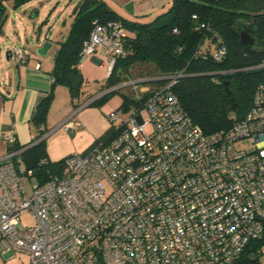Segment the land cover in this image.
Returning <instances> with one entry per match:
<instances>
[{"label":"built area","instance_id":"1","mask_svg":"<svg viewBox=\"0 0 264 264\" xmlns=\"http://www.w3.org/2000/svg\"><path fill=\"white\" fill-rule=\"evenodd\" d=\"M123 37L119 22H95L79 65L102 48L109 76L124 56ZM198 52L220 60L226 50L204 41ZM29 53L10 49L18 64ZM180 76L154 89L129 80L75 99L72 116L114 90L129 88L136 101L148 94L141 106L107 115L116 137L66 156L62 174L43 185L13 160L20 150L2 157L0 256L24 253L28 264H239L264 233V85L244 115L229 114L228 129L204 134L172 92ZM4 140L16 142L12 134ZM26 212L33 226L20 225Z\"/></svg>","mask_w":264,"mask_h":264},{"label":"trees","instance_id":"2","mask_svg":"<svg viewBox=\"0 0 264 264\" xmlns=\"http://www.w3.org/2000/svg\"><path fill=\"white\" fill-rule=\"evenodd\" d=\"M30 1L0 0V34L7 20L5 3L16 10ZM73 15L70 31L53 56L52 86L38 99L29 119L35 133L31 146L21 147L16 142L7 145L9 153L20 150L13 160L21 161L40 185L63 171V160L51 162L45 140L41 139L54 88L64 86L73 105L75 99L82 100L85 80L79 69V53L95 22H119L124 30V56L115 61L102 88L146 80L143 84L154 89L166 83L164 77L182 73L171 87L172 92L204 134L228 129L235 120L229 119V114L233 113L236 119L244 115L254 92L264 85V0H171L151 20L124 19L100 0H79ZM242 33L253 40L251 45L241 42ZM204 41L225 47L222 59L199 53ZM143 66L151 70L141 69ZM132 72L137 73L131 77ZM124 90L111 91L90 106L98 107L111 94ZM122 96L117 109L126 110L141 106L148 94H143L140 101L134 100L133 95ZM118 132L109 127L97 140H112ZM262 248L264 233L245 246L239 264H257Z\"/></svg>","mask_w":264,"mask_h":264},{"label":"crops","instance_id":"3","mask_svg":"<svg viewBox=\"0 0 264 264\" xmlns=\"http://www.w3.org/2000/svg\"><path fill=\"white\" fill-rule=\"evenodd\" d=\"M100 1L121 18L149 20L150 17L153 19L171 0ZM74 10L75 7L71 11L69 20L62 24V32L59 33L60 40L58 37L55 38V48L52 44L50 59H46V56L39 57L36 51L33 54L30 48L24 46L30 52L26 63L18 64L15 61L16 71H11L8 76L5 74L0 79V159L8 153V144L4 140L6 135H14L16 143L21 147L32 144L35 133L31 130L29 119L38 99L44 96L52 86L53 78L50 72L53 67V56L59 43L70 31L74 20ZM104 53V49L100 48L88 60L81 63L79 65L81 74L86 73L87 68H96V65L100 69H105L100 66L101 61L104 60ZM37 64L41 65L40 69H36ZM103 89L101 86L100 91ZM87 97L89 96H83L81 99ZM72 110L68 90L61 85L55 86L54 100L43 127L46 153L51 162L60 161L72 153L85 151L109 128L106 121L109 112L104 113L98 107L89 106L72 116ZM69 122L74 124V128L65 130L64 124ZM0 264H28V258L24 253L8 252L0 256Z\"/></svg>","mask_w":264,"mask_h":264},{"label":"rangeland","instance_id":"4","mask_svg":"<svg viewBox=\"0 0 264 264\" xmlns=\"http://www.w3.org/2000/svg\"><path fill=\"white\" fill-rule=\"evenodd\" d=\"M76 3L77 0H32L16 10L11 8L9 2L5 3L7 20L4 24L3 32L0 34V79L5 74L8 76L9 72L16 71V60L8 52L12 46H26L35 54L36 49L43 42L49 40L52 42L53 48H55V38L58 37V40H60L59 33L62 32V24L69 20L72 14L71 11ZM151 19L152 17L149 18V20ZM53 48L45 57L46 59L51 58ZM95 67L87 68L86 73H82L85 80L82 97L99 93L101 86L105 83L106 70L100 69L97 65ZM141 69L151 70L150 67L146 66L141 67ZM136 73L132 72L131 77ZM155 86L157 85L153 87ZM133 93L131 89L113 93L102 101L98 108L101 112L111 113L121 105L123 94L132 96ZM128 116V112L123 113V119H127ZM120 121H117L114 125L118 126ZM34 223L35 221L29 212L21 215L20 225L29 227L33 226ZM257 264H264V248H262V253L257 256Z\"/></svg>","mask_w":264,"mask_h":264},{"label":"water","instance_id":"5","mask_svg":"<svg viewBox=\"0 0 264 264\" xmlns=\"http://www.w3.org/2000/svg\"><path fill=\"white\" fill-rule=\"evenodd\" d=\"M241 42L244 44L251 45L253 43V40L249 38V36L246 33H242L240 35ZM52 48V43L50 41H45L43 44L36 50V54L39 57H45L47 56L48 52ZM10 54V53H9ZM8 55V53H7Z\"/></svg>","mask_w":264,"mask_h":264},{"label":"clouds","instance_id":"6","mask_svg":"<svg viewBox=\"0 0 264 264\" xmlns=\"http://www.w3.org/2000/svg\"><path fill=\"white\" fill-rule=\"evenodd\" d=\"M105 90V89H104ZM103 91V90H102ZM101 92V91H100Z\"/></svg>","mask_w":264,"mask_h":264}]
</instances>
